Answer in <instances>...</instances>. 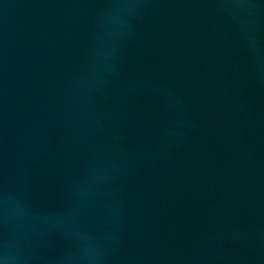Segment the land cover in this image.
Instances as JSON below:
<instances>
[{"label":"water","instance_id":"95a60500","mask_svg":"<svg viewBox=\"0 0 264 264\" xmlns=\"http://www.w3.org/2000/svg\"><path fill=\"white\" fill-rule=\"evenodd\" d=\"M0 264H264V0H0Z\"/></svg>","mask_w":264,"mask_h":264}]
</instances>
